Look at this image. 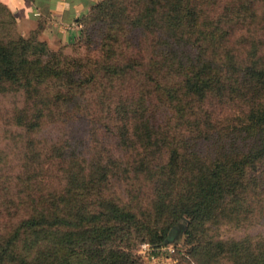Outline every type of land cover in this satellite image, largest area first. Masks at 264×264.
Segmentation results:
<instances>
[{
  "label": "rangeland",
  "instance_id": "374dc122",
  "mask_svg": "<svg viewBox=\"0 0 264 264\" xmlns=\"http://www.w3.org/2000/svg\"><path fill=\"white\" fill-rule=\"evenodd\" d=\"M11 22L0 264H148L172 227L174 264H264V0H93L58 43Z\"/></svg>",
  "mask_w": 264,
  "mask_h": 264
},
{
  "label": "crops",
  "instance_id": "0c3cea01",
  "mask_svg": "<svg viewBox=\"0 0 264 264\" xmlns=\"http://www.w3.org/2000/svg\"><path fill=\"white\" fill-rule=\"evenodd\" d=\"M93 0H0L14 19V28L28 35L39 28L49 43L65 41L79 29L78 20L91 10Z\"/></svg>",
  "mask_w": 264,
  "mask_h": 264
},
{
  "label": "trees",
  "instance_id": "16d2710c",
  "mask_svg": "<svg viewBox=\"0 0 264 264\" xmlns=\"http://www.w3.org/2000/svg\"><path fill=\"white\" fill-rule=\"evenodd\" d=\"M11 23L14 24V19L10 15ZM21 38V37H18ZM10 48L7 46L0 45V78L5 79H17L15 61L11 59ZM252 73L256 72V68L250 66L247 68ZM160 234H153L149 241L146 243L151 244L154 247L169 245L173 243V239L176 233V227H172L168 230L164 229L159 232Z\"/></svg>",
  "mask_w": 264,
  "mask_h": 264
},
{
  "label": "built area",
  "instance_id": "2783aa9c",
  "mask_svg": "<svg viewBox=\"0 0 264 264\" xmlns=\"http://www.w3.org/2000/svg\"><path fill=\"white\" fill-rule=\"evenodd\" d=\"M176 248L174 245L154 247L149 243L141 245L140 254L148 264H174Z\"/></svg>",
  "mask_w": 264,
  "mask_h": 264
}]
</instances>
